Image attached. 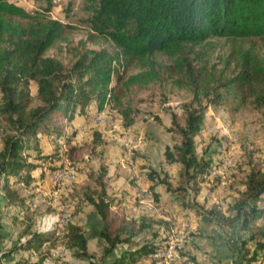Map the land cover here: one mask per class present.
Here are the masks:
<instances>
[{
	"label": "trees",
	"instance_id": "obj_1",
	"mask_svg": "<svg viewBox=\"0 0 264 264\" xmlns=\"http://www.w3.org/2000/svg\"><path fill=\"white\" fill-rule=\"evenodd\" d=\"M84 2L89 12L86 18L91 30L89 39L92 42L97 38L109 40L113 49H77L74 61L66 65L46 55L63 30L61 21L47 15L52 0H45L46 4L33 13L11 0H0V114L17 132L5 138L0 150V200L4 205L24 204L19 188L13 186L9 177L16 183L33 179L29 171L34 164L22 154L29 147V138L41 127L55 134L61 131L62 124L56 116L71 120L77 105H80L79 113L91 100L100 108L108 92L112 94V72L120 66L127 67L132 61L140 69L130 74L125 83H148L160 79L165 71L175 76V83L191 90L194 98H205L204 103L187 107L184 125L179 127L182 140L174 146L177 154L170 148L164 151L165 159L180 165V174L196 186L208 175L212 164L211 157L197 155L194 145L206 107L219 104L228 96H249L256 103L264 104V52L255 48L256 39L264 43V0ZM15 16L24 21L16 20ZM212 37H226L231 44L228 54L219 55L218 61L210 63L205 46L213 43ZM157 52L166 55L169 62L158 61ZM31 81L37 85L34 96L29 90ZM155 171L152 168L148 172L154 181L153 187L160 185L166 192L176 189L167 178L158 179ZM152 192L157 199L159 192L155 189ZM86 200L94 207L98 233L104 240L101 264H161L158 259L145 261L143 258L164 245L166 238L158 230L164 220L150 215L128 216L112 208L120 200L115 204L103 184L98 191L86 194ZM234 208L229 223L235 225L242 253L235 263L259 264L264 261V228H258L262 238H257L251 229L255 220L264 218V170L248 176ZM25 217L29 219L27 213ZM145 230L152 231L151 236L134 241ZM51 234L33 232L31 221H23L20 235L27 238L15 248L39 250L53 239ZM61 238L74 256L91 258L85 232L78 222L69 220ZM122 244L128 247L105 262ZM1 258L2 255L0 264H5ZM38 258L43 260L42 255Z\"/></svg>",
	"mask_w": 264,
	"mask_h": 264
},
{
	"label": "rangeland",
	"instance_id": "obj_2",
	"mask_svg": "<svg viewBox=\"0 0 264 264\" xmlns=\"http://www.w3.org/2000/svg\"><path fill=\"white\" fill-rule=\"evenodd\" d=\"M11 1L32 13L46 4L45 0ZM47 15L61 21L63 30L46 50V55L69 65L74 61L77 49H113L109 40L97 38L96 42H92L89 39L91 30L86 20L89 12L84 0H52V8ZM14 18L24 21L18 16ZM210 40L213 43L205 47L211 63L218 61L219 55L228 54L231 43L226 37H212ZM245 45L248 43L245 42ZM255 48L264 52V43L256 39ZM155 57L162 64L169 62L168 57L160 52ZM139 69L134 61L125 68L120 66L111 75L112 94L100 108L91 100L79 113L80 105H77L71 120H61L56 116L62 124L61 131L55 134L49 128L45 130L41 127L36 135L29 138V147L24 148L22 154L34 164L29 171L33 179L28 183H16L12 176L9 177L13 186L19 188L24 204L4 205L0 200V256H4L3 260L7 253L4 250L19 245L23 221L30 220L31 230L35 232L33 228L38 218L57 213L59 216L68 214L70 220L82 226L88 236L91 258H78L66 248L61 238L64 226L60 225L45 232L52 233L53 239L38 249L49 252L65 247L52 264H101L104 240L98 233L97 215L93 205L87 202L86 194L98 191L103 184L109 198L125 196L129 201L132 196L126 187L132 188L134 173L131 163L136 171L141 172L138 169L148 158L149 171L156 169L158 179L167 178L165 180L176 188L164 194L162 202L165 205L158 204L151 191L152 202L157 203L156 210H165L169 215L188 210L195 212V227L189 233L190 238L178 247V253L185 259H174L171 264H187V261L196 264H236L242 253L235 225L229 223V218L235 212L234 204L241 198L248 176L264 170V104L256 103L249 96H228L219 104L206 107L201 128L194 137V145L197 155L211 157L212 164L208 175L196 186L180 174V165L165 159L164 151L170 148L177 154L174 146L182 140L179 127L184 125L187 107L204 103L205 98H194L191 90L175 83V76L171 77L165 71L158 80L125 83L128 76ZM117 74H120L119 79ZM36 87V82L31 81L29 90L32 96L36 93ZM97 114L101 118L94 121ZM13 134L17 132L0 114V150L5 138ZM130 136H137L141 143L126 154L124 142ZM213 166L219 170L218 174L211 173ZM63 168L71 170L75 177L58 184L54 176ZM111 180L117 181L116 190ZM178 188L184 190L178 191ZM124 192L129 194L125 195ZM135 197L134 202H137ZM258 205L263 206V203L259 202ZM26 213L29 219H26ZM258 228H264V218L255 220L251 229L257 238H262ZM151 232L145 230L134 241L149 238ZM119 246L105 258V262L117 255ZM17 257L13 254V258ZM18 261L23 262L19 258ZM27 264L45 263L37 258Z\"/></svg>",
	"mask_w": 264,
	"mask_h": 264
},
{
	"label": "built area",
	"instance_id": "obj_3",
	"mask_svg": "<svg viewBox=\"0 0 264 264\" xmlns=\"http://www.w3.org/2000/svg\"><path fill=\"white\" fill-rule=\"evenodd\" d=\"M111 93L108 92L106 97V102L110 98ZM101 118V115L97 114L94 117V121H97ZM141 143V140L137 136H130L127 140H125L124 145L127 148L126 154L128 151ZM217 167L212 168L211 173L218 174L219 170ZM55 181L60 184L63 180L73 179L75 174L71 170H66L65 168L60 169L55 174ZM142 197L146 200L147 210L153 207V196L152 192L148 189H144L142 191ZM195 212L188 210L185 212H178L177 214L166 215L164 217L165 223L160 224L158 230L161 236L165 239L164 245L155 252L147 254L143 260L148 261L151 259H158L161 264H171V261L174 259L183 261L185 258L178 253V247L183 246L184 241H188L189 233L195 227L194 220ZM70 217L68 214H63V216H59V214H45L38 218L34 224V231L39 233L50 232L57 228L58 225L64 226ZM27 238L26 235L21 236V241H25ZM65 250L64 246H61L59 249H51L49 252H44L42 250H31L29 254V258L31 260H35L39 257V255L43 256V263L52 264L54 258L56 256L61 255ZM187 264H196L193 261H187ZM264 264V262L259 263Z\"/></svg>",
	"mask_w": 264,
	"mask_h": 264
},
{
	"label": "crops",
	"instance_id": "obj_4",
	"mask_svg": "<svg viewBox=\"0 0 264 264\" xmlns=\"http://www.w3.org/2000/svg\"><path fill=\"white\" fill-rule=\"evenodd\" d=\"M146 158V157H145ZM147 162H145V164L143 166H140L139 167V171L141 172H138L136 171V167L135 165H133V163H131V169L133 170V173H134V176H133V180H131V185H132V188L130 189L129 187H126L127 191H129V195L132 196L130 197L129 201L127 198H124V197H117V198H114V199H111L113 200V202H118V200H120V203L118 205H113L112 208L114 209H119L120 211L124 212L126 215L128 216H133V217H140L142 215H150V216H153L155 218H160V219H164V217L166 215H169V213H167L165 210H156L155 208V204H162L164 202H162V198L164 197V194L166 193V191L163 190V188L160 186V185H156L155 187L152 186V184L154 183L153 179L148 175V172H149V169L147 168L149 164V160L148 158H146ZM136 171V172H135ZM148 171V172H146ZM112 185H114V190H116L117 188V181L115 182L114 180H111L110 182ZM116 184V185H115ZM144 189H148L150 191H153L154 189L159 192V195H158V200H157V203H154L153 202V207L149 210H147V204H146V200L143 199L142 197V191ZM127 192H124L125 195H128L126 194ZM135 196H137V202H134L135 201ZM165 199V198H163ZM142 203V204H141ZM166 203H164L163 205H165ZM167 206L168 207H171V205H169L167 203ZM165 209V208H163ZM155 211V212H154ZM99 228V227H98ZM86 235V238H87V247L89 249V240H88V236H87V233H85ZM21 236L23 235H20L19 239L21 238ZM24 242V241H21L20 239V242ZM18 246V245H17ZM16 246H14L13 248L9 249V250H4L5 253V259L3 260L2 258H4V256H2L1 260L3 261V263L5 264H27L28 262H32L34 260H31L29 258V254H30V251L31 250H34L35 248L34 247H28V248H15ZM119 248V252L117 253V255L122 251L124 250L125 248H127L126 244H122L121 246L118 247ZM9 251V253H8ZM13 254H16L18 255V257L15 259L13 258ZM116 255V256H117ZM22 259V263L21 262H17V259Z\"/></svg>",
	"mask_w": 264,
	"mask_h": 264
}]
</instances>
